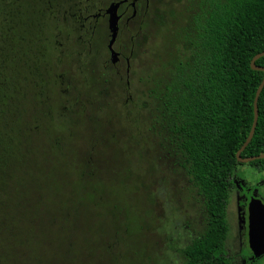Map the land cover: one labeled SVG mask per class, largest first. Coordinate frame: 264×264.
<instances>
[{
    "label": "trees",
    "instance_id": "obj_1",
    "mask_svg": "<svg viewBox=\"0 0 264 264\" xmlns=\"http://www.w3.org/2000/svg\"><path fill=\"white\" fill-rule=\"evenodd\" d=\"M61 1L0 0V264H9L2 255L13 247L18 256L13 264H74L96 211L93 196L76 194V185L64 177L68 169L58 153L67 147L41 143L45 125L54 121L53 108L59 117L66 115L62 99L67 91L58 84L71 82L66 71L59 72L66 52H61L58 38L67 32ZM154 5V12L145 14L147 31L157 34L165 27L176 36L171 51L166 50V55L172 53L169 58L148 62L153 67L143 77L147 98L142 107L152 121L151 131L162 138V160L173 164L202 203L200 229L193 228L189 242L177 250L181 264H228L227 209L233 177L244 164L238 162L237 151L250 133L264 78L263 71L251 66L253 57L264 51V0H155ZM178 6L183 9L180 27L175 21ZM256 64L264 67V56ZM113 99L101 108L112 106L118 112L109 102ZM125 106L119 114H125ZM258 106L256 131L242 157L264 154V88ZM95 117L89 130H109L107 123L114 118L103 120L104 126ZM79 129L69 130L64 139L74 142V153L86 155L87 160L79 153L86 174L85 168L102 157L94 156L96 144L90 145L88 134ZM107 135L97 133L93 141L107 140ZM77 136L83 142L76 143ZM82 143L87 150L77 149ZM245 165L264 172V159ZM119 230L114 228L103 241L104 253L116 247L112 236L127 244Z\"/></svg>",
    "mask_w": 264,
    "mask_h": 264
},
{
    "label": "rangeland",
    "instance_id": "obj_2",
    "mask_svg": "<svg viewBox=\"0 0 264 264\" xmlns=\"http://www.w3.org/2000/svg\"><path fill=\"white\" fill-rule=\"evenodd\" d=\"M69 4L70 2L66 0L65 5ZM179 10L183 9L177 7L175 15L179 16V19L175 18L176 27H180L182 22L180 20L182 13ZM145 28L144 34L147 35V39L144 43L143 77L151 72L149 68L153 65L150 63H155L156 60H160L161 63L172 55L168 53L167 56L166 50L171 51L172 40L174 35L176 36L174 30L165 27L157 34L147 31L149 24ZM165 33L167 35H164ZM69 41L66 40V34L59 37V43L64 42L61 52H66V57L67 52L73 53L72 56L75 57L78 51L75 47L72 48ZM66 57L63 60L65 63L60 64L59 72L66 71L65 78L71 82L58 84L59 90H63V93L67 91L65 99L64 96L62 99L66 105L64 109L66 115L59 117V110L53 108L54 121L45 125L46 137L41 143L43 147L53 142L67 147V151L58 153L61 155V161H64L63 166L68 169L64 177L67 176L71 183L76 185V194L87 196L91 194L93 200L97 201L94 208L96 211L90 219L91 232L86 244L78 245L76 249L78 255L74 264H181L177 248L189 242L193 228L200 229L202 203L197 201V193L191 192L190 184L185 178L180 177V172L173 164L162 160L164 150L158 145L162 138L151 131L152 121L148 111L142 109L139 115L134 111L135 96H138L139 89L146 91L147 88L144 81L138 82V68L135 70L136 74L133 76L129 92L134 95V99L127 103V110L123 108L125 114H119L129 95L122 91L126 89L125 81L119 87H108L111 91L108 93L109 96L114 97L111 104L117 105L118 112L113 113L112 106L101 108L104 104L101 103L100 107L94 109L95 111L91 108L93 112L90 113L87 99L92 93L90 85L84 86L83 76L77 78L75 59ZM156 66L157 64L154 65ZM93 87L96 89V85ZM146 98V95H142V101ZM123 115L125 118L122 119ZM95 116L101 119L99 121L104 126L106 122L104 121V124L103 120L109 121L114 118L111 124L107 123L106 127L109 130H89L88 127L92 128L95 124L92 120L96 118ZM56 118L58 119L55 120ZM79 128L88 134L86 139L90 145L96 144L93 149L94 156L102 157L101 160H93L89 169L85 168L86 174L80 168L83 164V157H80V154L84 155L83 151L74 153L73 150H76L73 147L74 142L64 139L67 138L69 130L77 132L81 130ZM97 133L100 136L105 133L110 135L106 136L107 140L100 138V141L94 142L93 135ZM80 139L77 136L76 143L83 142ZM27 144L30 145V141ZM80 148L87 150L83 143L77 149ZM85 153L88 156V152ZM84 157L86 158V155ZM237 171L233 177L234 187L227 209L229 234L224 254L228 264H264V255L255 257L249 247L247 227L248 204L251 198H258L264 203V172H257L245 164L239 166ZM119 227V238L121 240L124 237L128 238L127 244H124V240L116 242V238L112 236L111 242L114 240L116 247L113 249L112 245L110 251L104 253L101 249L103 241L114 232V228ZM14 249L13 247L7 255H2V258L10 260L9 264H13L18 258Z\"/></svg>",
    "mask_w": 264,
    "mask_h": 264
},
{
    "label": "flooded vegetation",
    "instance_id": "obj_3",
    "mask_svg": "<svg viewBox=\"0 0 264 264\" xmlns=\"http://www.w3.org/2000/svg\"><path fill=\"white\" fill-rule=\"evenodd\" d=\"M67 2L70 4L65 5L66 0L59 4L61 18L67 29L66 40H71L69 42L72 48L75 47L78 51L75 57L72 56L73 53L67 52V58L75 59L77 78L83 76L84 86L89 84L92 94H95L87 96L93 109L98 107L96 103H105L112 98L108 94L111 92L108 87H119L125 81L126 89L122 91L129 94L136 68L139 74L138 82L143 83L145 14L149 10L148 15L154 12L155 0H67ZM116 3H119L118 31L111 45L112 32L108 9ZM63 44L64 42L59 43L58 38V45L61 47ZM113 53L117 56H113ZM114 59L116 61H113ZM100 87L102 89L99 90ZM142 95L141 88L138 96H135L134 111L137 115L143 109ZM133 99L134 95L130 93L125 101V110L128 109L127 103Z\"/></svg>",
    "mask_w": 264,
    "mask_h": 264
},
{
    "label": "water",
    "instance_id": "obj_4",
    "mask_svg": "<svg viewBox=\"0 0 264 264\" xmlns=\"http://www.w3.org/2000/svg\"><path fill=\"white\" fill-rule=\"evenodd\" d=\"M119 6V3L112 4L111 7L108 9V13L110 14V29L112 32V40L111 45L115 41V38L117 36L118 31V15H117V8ZM113 56H117L116 53H113ZM264 56V51L257 54L253 57L251 60V66L254 70L263 71V66H258L256 64V61ZM113 61H116L115 59ZM264 88V78L262 82L260 83L256 96L254 101V121L250 130V133L245 141V143L242 145V147L237 151V159L240 163H250L251 161L257 160V159H264V154L258 155V156H250V157H242V152L246 149L248 144L251 142L254 133L256 131L258 118H259V106H258V100L260 97V94ZM248 240H249V247L252 250L255 257H260L264 255V203L258 199V198H251L249 204H248Z\"/></svg>",
    "mask_w": 264,
    "mask_h": 264
}]
</instances>
